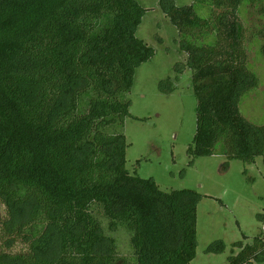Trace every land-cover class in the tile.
<instances>
[{
  "label": "trees",
  "instance_id": "1",
  "mask_svg": "<svg viewBox=\"0 0 264 264\" xmlns=\"http://www.w3.org/2000/svg\"><path fill=\"white\" fill-rule=\"evenodd\" d=\"M193 1L161 0L193 71L197 126L188 153L210 156L223 145L226 166L264 162V121L240 110L259 85L240 13L253 6L264 25V0ZM145 11L138 0H0V264L195 259L202 195L164 191L126 167L125 96L155 54L137 36ZM260 35L264 54V26ZM160 85L175 89L171 80ZM233 246L240 250L230 264H264L263 233ZM225 250L221 240L207 248Z\"/></svg>",
  "mask_w": 264,
  "mask_h": 264
},
{
  "label": "rangeland",
  "instance_id": "2",
  "mask_svg": "<svg viewBox=\"0 0 264 264\" xmlns=\"http://www.w3.org/2000/svg\"><path fill=\"white\" fill-rule=\"evenodd\" d=\"M178 5L193 0H174ZM146 9L137 36L155 49L154 56L136 70L126 99L130 116L124 134L128 144L126 167L132 175L153 178L164 191L192 189L202 195L197 208V255L189 264H230L240 248L235 242H252L264 234V162L228 158L223 145L214 155L193 157L188 149L197 126V97L193 71L186 66L188 55L181 49L177 28L167 17L161 0H138ZM244 26L243 46L247 67L259 78L257 88L247 93L240 110L255 124L264 121V54L260 50L263 21L253 6L240 13ZM171 80L175 89L163 91L161 81ZM193 160V162H192ZM128 235L126 228H120ZM121 240L125 245V237ZM224 241L222 253L208 252L215 241ZM255 264H262L255 262Z\"/></svg>",
  "mask_w": 264,
  "mask_h": 264
}]
</instances>
